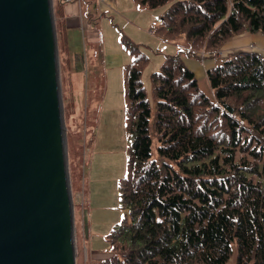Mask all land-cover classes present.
Masks as SVG:
<instances>
[{
	"label": "trees",
	"instance_id": "trees-1",
	"mask_svg": "<svg viewBox=\"0 0 264 264\" xmlns=\"http://www.w3.org/2000/svg\"><path fill=\"white\" fill-rule=\"evenodd\" d=\"M133 1L168 3L155 33H179L196 50L182 56L176 43L164 56L149 75L150 102L140 82L145 56L121 37L130 56L123 214L106 236L112 255L95 264H224L233 249L234 264H264V55L235 50L206 69L214 104L181 61L243 31L264 35V0Z\"/></svg>",
	"mask_w": 264,
	"mask_h": 264
},
{
	"label": "water",
	"instance_id": "water-1",
	"mask_svg": "<svg viewBox=\"0 0 264 264\" xmlns=\"http://www.w3.org/2000/svg\"><path fill=\"white\" fill-rule=\"evenodd\" d=\"M51 0H0V264H75Z\"/></svg>",
	"mask_w": 264,
	"mask_h": 264
},
{
	"label": "rangeland",
	"instance_id": "rangeland-1",
	"mask_svg": "<svg viewBox=\"0 0 264 264\" xmlns=\"http://www.w3.org/2000/svg\"><path fill=\"white\" fill-rule=\"evenodd\" d=\"M117 1L119 3V0ZM56 3V0H51L52 13H54ZM124 3L126 6L121 10L113 11L115 14L96 13L95 20H89V16L86 14L84 17L86 22L81 26V29L74 31L72 42L67 51L61 46L58 38L56 39L67 173L73 210L75 264H90L92 250L97 252L94 261L112 255V249L108 248L106 236L120 221L123 214L118 203V181L126 174L127 136L125 132L123 66H118L119 58L114 54L121 53L123 61L129 62L130 56L122 46L126 44L125 41H128L136 44L139 50L146 55L147 60L140 69V82L143 91L152 102L149 75L150 72L159 69L164 60V54H166L158 53L156 50L160 49L163 44L168 46L171 43L161 40L159 37L157 43L144 33L148 28L146 27L147 18L161 16L167 9L168 3L153 9L144 10L141 8L140 12L138 8H135L133 0H128V6L125 1ZM125 18L129 20L133 18L135 26L141 31L135 34L132 29L134 26L127 24ZM159 19L156 20L153 27L158 25ZM59 24L57 21L58 28ZM88 28L95 30L98 34L99 49L104 55L102 57L100 53L101 57H99L103 63L102 66L98 64L99 59L95 54H91L90 44L84 37ZM241 33L252 35L248 31ZM241 33H239L240 35L236 34L238 35L236 37L242 38L244 35ZM260 34L257 32L255 35ZM171 35L172 40L181 45L182 56L193 55L196 49L189 42L185 43L181 34L171 33ZM121 37L125 40L124 42ZM168 37L166 35V38ZM249 46L264 55V44H260L256 39H252ZM195 54V57L192 58L182 57V64L194 74L198 89L203 94L205 93L204 95L210 103L214 104L215 100L207 81L205 78L204 80L199 78L202 74L205 75L206 69L213 66L212 59H216L218 63L221 61L218 58L219 50L213 52V50L201 47ZM107 55L110 56L107 57ZM93 66L95 68H92ZM150 113L149 123L151 124L154 108L150 109ZM133 119L134 117H131V120ZM154 146L155 142L152 143V148ZM239 155L236 153V157ZM83 227L85 229L83 236H87L85 252L83 250L86 255L84 260L80 248V233ZM234 257L233 249L224 264H234Z\"/></svg>",
	"mask_w": 264,
	"mask_h": 264
},
{
	"label": "crops",
	"instance_id": "crops-1",
	"mask_svg": "<svg viewBox=\"0 0 264 264\" xmlns=\"http://www.w3.org/2000/svg\"><path fill=\"white\" fill-rule=\"evenodd\" d=\"M56 1H57V3L55 5L54 11H53L54 12L53 13L54 23H55L54 29L56 30V28H58V26H56L57 21L60 24H59V28L55 32V37H56V39L58 38L59 43L61 44L62 47H64V50H66V51L68 50L69 45L72 42V35H73L74 31L76 32L77 29H79V28L81 29L82 28L81 26L86 22V19L84 18L86 14H88L89 20H95L96 13H99V12H107L109 14L110 13L115 14L113 11H117L118 9L121 10L122 7L126 6L124 1L127 3V6H128V0H119V3L117 0H93V1L72 0L70 2H64L63 0H56ZM134 6H135V8H138V11L141 10V8L144 10L149 9V8L141 7L138 4H136L135 2H134ZM125 9H126V7H125ZM159 17L158 18H156V17L152 18V16H149L147 18V26L146 27H148V28H147V31H145L144 33L146 35L150 36L152 38V40L157 42V43H158L157 39H159V38L161 40L171 42L170 45H168V46L163 44V46L160 49L158 48L156 50L158 53H166L164 55L176 53L177 47H176V43L174 40H165L161 36H159L157 33H155L154 29L156 28L157 25L154 27H153V25H155L156 20L159 19ZM122 19L124 20L123 17H122ZM125 21L127 22V24L134 26V27H132V29L135 32V34H137V32H139V31H141L140 28L135 26V24L133 22L135 20L133 18L130 20L125 18ZM92 22H95V21H92ZM94 25H96V24H94ZM136 29H137V31H136ZM241 34H243V33H241ZM255 34L256 33H252V35L243 34L244 36L242 38L236 37L238 35L231 37V39L225 41L219 47L218 58L221 60L231 51L240 50V49L252 50V51H256L260 54V52L257 51V49H255L254 47H252V46L248 47V45L252 39H256L260 44H264V35H261V34L255 35ZM84 37L87 39L88 44H90L89 47L91 48V54L92 55L95 54L97 59L100 60V58H99V57H101L100 53L102 54V57L104 55H103L102 50L100 51V49H99L100 40H99L98 34H96V31L91 29V28H88L87 33ZM98 53H99V56H98ZM114 55L119 58L118 66L119 67L123 66V74H124V66L128 63V61L127 60L125 62L123 61V59H122L123 56L121 53H117ZM108 56H110V55H107V57ZM144 56H145V59L147 60V57L145 54H144ZM159 58H161V57H159ZM99 60L97 62L99 65L102 66L103 63L101 60L100 61ZM146 60H145V62H146ZM212 61H213L212 65L217 63L216 59H212ZM92 68H95V67L93 66ZM204 78H205V75L202 74V76L199 79L204 80ZM203 84H204V81H203ZM84 230L85 229L83 227V230L80 233L81 234L80 248H81V251L83 253V260L86 257V255L84 253L85 252L84 247L86 245V237H87L86 235L83 236ZM85 234H86V231H85ZM78 238H79V234H78ZM83 250H84V252H83ZM78 254H79V252H78ZM96 257H97V252L92 250L90 252V258H91L90 264H95L96 261H98V260L94 261V259ZM99 260H101V259H99ZM82 264H84V263H82Z\"/></svg>",
	"mask_w": 264,
	"mask_h": 264
},
{
	"label": "built area",
	"instance_id": "built-area-1",
	"mask_svg": "<svg viewBox=\"0 0 264 264\" xmlns=\"http://www.w3.org/2000/svg\"><path fill=\"white\" fill-rule=\"evenodd\" d=\"M64 2H69L70 0H63Z\"/></svg>",
	"mask_w": 264,
	"mask_h": 264
}]
</instances>
